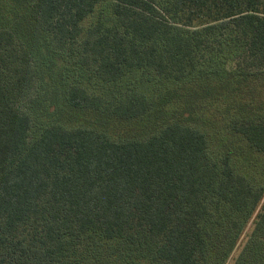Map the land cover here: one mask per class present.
<instances>
[{
	"label": "trees",
	"instance_id": "1",
	"mask_svg": "<svg viewBox=\"0 0 264 264\" xmlns=\"http://www.w3.org/2000/svg\"><path fill=\"white\" fill-rule=\"evenodd\" d=\"M0 264H264V0H0Z\"/></svg>",
	"mask_w": 264,
	"mask_h": 264
}]
</instances>
